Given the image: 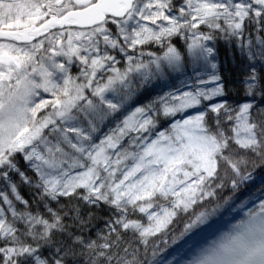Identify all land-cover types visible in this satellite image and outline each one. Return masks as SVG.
Instances as JSON below:
<instances>
[{"label":"snow or ice","instance_id":"obj_1","mask_svg":"<svg viewBox=\"0 0 264 264\" xmlns=\"http://www.w3.org/2000/svg\"><path fill=\"white\" fill-rule=\"evenodd\" d=\"M261 167L264 0H0V264H264Z\"/></svg>","mask_w":264,"mask_h":264},{"label":"trees","instance_id":"obj_2","mask_svg":"<svg viewBox=\"0 0 264 264\" xmlns=\"http://www.w3.org/2000/svg\"><path fill=\"white\" fill-rule=\"evenodd\" d=\"M217 57H218V70L219 72L224 76L225 80V88L227 89L229 86V82H231L232 86L236 89H240V85L236 83L237 77L240 74V62L239 57H236L235 61L233 59V55L231 54L229 48L224 42H217ZM234 51V50H233ZM75 70V69H74ZM229 99H237L239 100L240 97L237 94V96L233 97L232 93H229L228 96ZM264 188V167L256 168L252 171V178L248 180L245 183H242L240 187L236 190L235 193L232 192L230 186H226L223 190L217 191V196L220 199V202H223L224 197L233 196V206H235L236 203H238L240 200L244 199L245 197L249 196V194L254 193L257 189ZM21 192L25 195H27L28 190L24 187H21ZM264 198V196L260 197ZM214 201H208L206 202L208 205L213 203ZM252 203H255V200L251 201V203L248 204V207L252 206ZM205 205H199L197 206L196 210L198 211L200 207H204ZM101 216L106 215L105 209L101 208L100 210ZM191 213H189L190 215ZM234 213L225 209L220 217L217 218L215 223L219 226L220 223H222L225 218L230 217ZM187 219L186 216L183 214L180 215V218L175 220V222L171 225L172 228L176 230L178 233L182 227L183 221ZM97 227H99L103 220L94 221ZM211 229L205 230L203 233H201L196 239H198L202 234L208 232ZM161 240H163V237H160ZM169 239V248L168 251L171 252L175 246L171 245V234L168 236ZM161 248H164L165 245L163 243L160 244Z\"/></svg>","mask_w":264,"mask_h":264}]
</instances>
